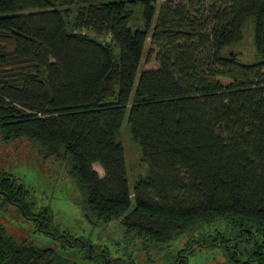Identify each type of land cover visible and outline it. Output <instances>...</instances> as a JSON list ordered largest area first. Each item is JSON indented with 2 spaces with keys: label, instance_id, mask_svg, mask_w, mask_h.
<instances>
[{
  "label": "trees",
  "instance_id": "16d2710c",
  "mask_svg": "<svg viewBox=\"0 0 264 264\" xmlns=\"http://www.w3.org/2000/svg\"><path fill=\"white\" fill-rule=\"evenodd\" d=\"M130 2L142 4L136 28ZM250 26L255 60L243 62ZM148 37L157 67L138 71ZM124 120L147 165L132 187ZM19 138L67 165L93 223L118 219L141 250L187 235L167 264L207 247L264 264V0H0V140ZM28 192L0 175V195L40 231L93 255ZM0 264L77 263L0 223Z\"/></svg>",
  "mask_w": 264,
  "mask_h": 264
},
{
  "label": "rangeland",
  "instance_id": "374dc122",
  "mask_svg": "<svg viewBox=\"0 0 264 264\" xmlns=\"http://www.w3.org/2000/svg\"><path fill=\"white\" fill-rule=\"evenodd\" d=\"M163 0H155L158 5ZM132 15L128 21L131 28L143 24L142 4L129 3ZM236 50L242 51L240 60L252 62L255 60L253 49V27ZM244 31V36L246 34ZM90 34H93L92 32ZM150 47V38L145 44V51L138 71L157 67L154 56L146 60V51ZM252 47V50H251ZM223 81H226L225 79ZM122 132L117 140L122 144L126 157L127 178L132 187L135 180L144 176L147 165L142 161L141 148L136 143L123 121ZM93 168L99 176L103 171L98 164ZM6 173L16 178L28 190L27 201L34 209L49 206L52 210L53 221L61 230L75 237H81L93 244V255L86 254L80 246H62V242L52 235L38 229L35 222L26 218L14 205H11L0 195V223L6 232L16 241L32 243L38 247L52 248L77 264H104L105 255L109 259L134 264H167L166 257L170 252L183 247L187 235H181L177 240L166 244L141 250L135 242H127L123 237V228L118 219L108 222L93 223L86 215L82 203V195L74 179L68 172L64 162L52 158L44 159L38 145L27 138H19L9 143L0 140V175ZM220 221L203 225L199 231L213 233L214 229H223ZM218 247L195 248L186 264H232L222 254Z\"/></svg>",
  "mask_w": 264,
  "mask_h": 264
}]
</instances>
